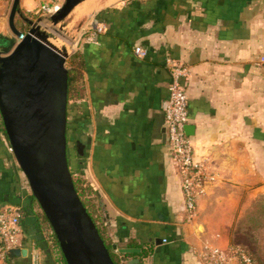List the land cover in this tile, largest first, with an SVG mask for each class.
I'll use <instances>...</instances> for the list:
<instances>
[{
  "label": "crops",
  "instance_id": "0c3cea01",
  "mask_svg": "<svg viewBox=\"0 0 264 264\" xmlns=\"http://www.w3.org/2000/svg\"><path fill=\"white\" fill-rule=\"evenodd\" d=\"M87 1L83 12L99 10L76 50L85 96L73 105V137L85 153L76 150L70 168L99 194L113 243L148 251L138 264H202L199 251L232 245L236 215L264 196V0ZM43 2L64 0L20 4L33 11ZM8 8L0 11V48L12 37ZM136 45L147 49L145 57ZM169 57L187 68L186 132L215 175L191 222L167 144ZM7 139L0 122V207L24 205L31 195ZM30 226L23 225L24 238ZM27 242V257L9 254L13 264H32Z\"/></svg>",
  "mask_w": 264,
  "mask_h": 264
},
{
  "label": "water",
  "instance_id": "95a60500",
  "mask_svg": "<svg viewBox=\"0 0 264 264\" xmlns=\"http://www.w3.org/2000/svg\"><path fill=\"white\" fill-rule=\"evenodd\" d=\"M20 1L13 0L9 16L10 29L18 42L11 51L0 50V114L12 152L56 234L67 264H116L77 192L70 168L69 53L50 42L40 24L28 31L17 27ZM83 1L64 0L49 19L55 25L64 22ZM76 149L84 155L85 145L80 140ZM25 222L32 225L37 218L28 215ZM113 249L120 253L140 251L117 244ZM27 255V248L10 251L12 257ZM139 262L135 259L131 263Z\"/></svg>",
  "mask_w": 264,
  "mask_h": 264
},
{
  "label": "built area",
  "instance_id": "2783aa9c",
  "mask_svg": "<svg viewBox=\"0 0 264 264\" xmlns=\"http://www.w3.org/2000/svg\"><path fill=\"white\" fill-rule=\"evenodd\" d=\"M12 1L0 0V11L6 6L10 7ZM57 8L58 6L53 5L52 2H43L37 12L52 13ZM104 25L97 24L95 29L102 32ZM134 52L140 58L148 53L147 49L141 45H136ZM260 60L264 62V55L260 57ZM167 65L172 73L170 95L165 108L167 144L181 177L185 220L191 222L196 217L199 198L208 192L209 186L215 180V175L211 173L206 159L197 158L191 137L186 132V124L189 121V97L186 84L182 79L188 76L187 68L171 57L167 58ZM10 151L12 152L11 146ZM21 206L11 203L0 207L1 258L8 257L12 249L25 248ZM198 255L202 264H256L248 250L237 244L228 247L206 245ZM29 257L32 264H42L41 252L35 246L30 248Z\"/></svg>",
  "mask_w": 264,
  "mask_h": 264
},
{
  "label": "rangeland",
  "instance_id": "374dc122",
  "mask_svg": "<svg viewBox=\"0 0 264 264\" xmlns=\"http://www.w3.org/2000/svg\"><path fill=\"white\" fill-rule=\"evenodd\" d=\"M91 1L94 2L96 5L102 4V0H91ZM12 4H13V1H12ZM12 4L10 5V7L7 9L5 13V18L6 20H8V22H9V16H10ZM81 4L78 5L68 15V17L65 19L64 22L59 23L57 25L53 24L51 20L49 19V16L54 11L52 13L37 12L38 8H36L33 11H26V9L22 7L21 4H19V7H18L19 10L15 16L16 25L20 22H23V23L25 22L24 29H20L18 25L17 27L22 31H28L34 24H40L42 29L48 32L50 42H52L58 48L66 49L67 52L69 53V56L67 58V62L69 63L67 64L66 62V66L69 70L68 66L71 65V61H69V57L74 52H76V50H78L81 44L80 42H83L82 40H80V37L82 36V34L84 38L87 36V34H84V31H83L84 29H86L84 26L86 25V23H88L89 20H91L94 17V14L99 10L97 9L99 6H95L90 11L83 12L82 11L83 9L79 10L80 8L79 6L81 7L87 6L88 1L87 0L83 1ZM53 5L59 6L60 3L59 4L53 3ZM40 18H42V20L39 21ZM10 32L12 36L10 40V45H8L5 48H0V50L4 52H7L8 50L11 51L13 47L15 46V44L18 42L16 35L12 32L11 29H10ZM84 87H85V81H84ZM74 102L76 101L68 102L69 111H68L67 137H68V155H69L70 166L73 164L74 158L76 156V150H77L75 140H74L75 138L73 137V128H74V123H75L74 121L75 114L73 112ZM0 122L2 125V129H3L4 124H3L1 114H0ZM13 163L19 170L23 178V181L25 182V185L28 187V190L32 193L28 180L25 174L23 173L22 169L18 165L14 154H13ZM72 171H73L72 174L78 173L74 169ZM90 198L94 200L93 198H96V195L90 194ZM87 200H88V197H87ZM91 203L97 204V202L95 201ZM91 203L88 202L90 206V210L92 211L93 214L98 215V219L100 221V227L103 230L104 235L107 238V240L111 242L112 238L109 235V229L106 225L102 224V218L105 219V215L103 212L104 208L99 209L98 206L92 205ZM36 212H38L41 219L44 218L45 214L39 204L36 205ZM49 225L51 226L50 223ZM26 237L28 238L27 241H29L27 242L28 243L27 245L31 248L32 242H33V245L41 252L42 262L44 264L47 263L46 260L50 257L46 256L45 251L38 246V243L36 240L32 241L28 233H26ZM230 242L233 244L241 245L244 248H246L251 254H253V256L255 257L257 261V264H264V196L256 197L253 200L249 201V203L244 205L242 209L240 210V212H238L234 221L232 222V225L230 226ZM45 246L47 247V244H45ZM51 248L54 249L53 247ZM113 250L119 262L120 260L122 261L125 259L129 260L128 257L126 258L124 256L123 253H120L116 249H113ZM51 252L53 253V255H51V261H54V259L56 258V251L53 250ZM8 257H5V258L0 257V264H13L14 262Z\"/></svg>",
  "mask_w": 264,
  "mask_h": 264
},
{
  "label": "trees",
  "instance_id": "16d2710c",
  "mask_svg": "<svg viewBox=\"0 0 264 264\" xmlns=\"http://www.w3.org/2000/svg\"><path fill=\"white\" fill-rule=\"evenodd\" d=\"M17 25L20 29L25 28V26H24L25 22L24 23L20 22ZM80 56L81 55L78 52H74L69 57V61H71V65L68 66L69 67L68 102L78 101V100L84 98V96H85L83 60ZM68 63L69 62H67V64ZM3 130L5 131V128H3ZM67 134H68V129H67ZM73 179H74V183H75V187L77 189V192H78L81 200L83 201L84 205L86 206L88 212L90 213V215L94 219V221H95V223H96V225L100 231L102 238L104 239L106 245L108 246V248L110 250L111 256L114 259L115 263L116 264H133L129 260H126V259L123 261L120 260V262L117 260V257L114 254V250H113V241L110 242L109 240H107V238L104 235L103 230L100 227V221L98 219V215L93 214L92 211L90 210V206H89L88 202L91 203L94 201L97 202V204L91 203L92 205L98 206L99 209L104 208V206L101 204V198H100L99 194L90 185V183L87 181V179L84 178L79 172L77 174L73 173ZM90 194L96 195V198H93L94 200H92L90 198ZM87 197H88V200H87ZM37 204L38 203H37L36 199L33 197L32 193H31V195L29 196L28 202L24 203V205L21 206V212H22L21 222L23 225H27L25 222V217L28 215H35L37 218V222L35 224H32L30 226V229L27 230V233L30 235V238L36 240L38 243V246L45 251L46 256L50 257L46 260L47 264H67L66 259L63 255V252L61 250L59 241L56 237V234H55L53 228H51V226L49 225V222H48L46 215H44V218H43L44 220H43L39 216L38 212H36V205ZM103 212L105 215V219L102 218V224L106 225L107 213H106L105 208L103 209ZM27 240H28V238L26 237L23 239V242L25 243ZM45 244H47V247L45 246ZM134 246H136V244H134L133 242L128 243L129 248H133ZM51 247H53L54 249H52ZM53 250L56 251V258L54 259L55 262L51 261V255H53V253L51 251H53ZM123 254L126 258L128 257V259H129V257H135V258H138L140 260V262H142L143 259L146 256H148V251L142 249L138 253H123ZM251 255L257 264L255 257L253 256V254H251Z\"/></svg>",
  "mask_w": 264,
  "mask_h": 264
},
{
  "label": "bare ground",
  "instance_id": "6f19581e",
  "mask_svg": "<svg viewBox=\"0 0 264 264\" xmlns=\"http://www.w3.org/2000/svg\"><path fill=\"white\" fill-rule=\"evenodd\" d=\"M85 1H86V0H85ZM81 5H82V4H81ZM79 7H80L79 10H81L82 7H81V6H79ZM75 11H76V10H75Z\"/></svg>",
  "mask_w": 264,
  "mask_h": 264
},
{
  "label": "flooded vegetation",
  "instance_id": "af4514ba",
  "mask_svg": "<svg viewBox=\"0 0 264 264\" xmlns=\"http://www.w3.org/2000/svg\"><path fill=\"white\" fill-rule=\"evenodd\" d=\"M2 41H4V40H2V38H0V42H2Z\"/></svg>",
  "mask_w": 264,
  "mask_h": 264
}]
</instances>
